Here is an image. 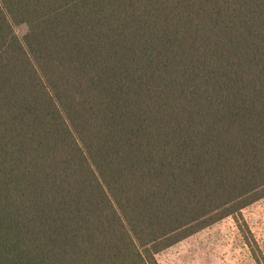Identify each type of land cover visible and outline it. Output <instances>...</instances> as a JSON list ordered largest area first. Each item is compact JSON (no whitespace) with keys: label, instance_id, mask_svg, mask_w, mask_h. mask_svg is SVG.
Segmentation results:
<instances>
[{"label":"trees","instance_id":"obj_1","mask_svg":"<svg viewBox=\"0 0 264 264\" xmlns=\"http://www.w3.org/2000/svg\"><path fill=\"white\" fill-rule=\"evenodd\" d=\"M262 197L264 0H0V264H159Z\"/></svg>","mask_w":264,"mask_h":264},{"label":"rangeland","instance_id":"obj_2","mask_svg":"<svg viewBox=\"0 0 264 264\" xmlns=\"http://www.w3.org/2000/svg\"><path fill=\"white\" fill-rule=\"evenodd\" d=\"M21 38L25 24L13 26ZM247 226L225 216L155 254L159 264H264V197L241 209Z\"/></svg>","mask_w":264,"mask_h":264}]
</instances>
